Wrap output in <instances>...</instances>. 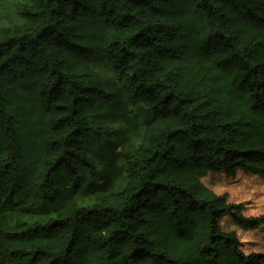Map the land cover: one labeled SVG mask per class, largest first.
I'll return each mask as SVG.
<instances>
[{"label":"trees","instance_id":"16d2710c","mask_svg":"<svg viewBox=\"0 0 264 264\" xmlns=\"http://www.w3.org/2000/svg\"><path fill=\"white\" fill-rule=\"evenodd\" d=\"M102 72L149 116L123 187L81 205ZM241 168L264 175V0H0V264H264L220 227L264 215L198 178Z\"/></svg>","mask_w":264,"mask_h":264},{"label":"rangeland","instance_id":"374dc122","mask_svg":"<svg viewBox=\"0 0 264 264\" xmlns=\"http://www.w3.org/2000/svg\"><path fill=\"white\" fill-rule=\"evenodd\" d=\"M97 60L99 61L96 62ZM92 62L94 69L104 67V63V68L110 72L101 54L97 53ZM101 77L103 81L107 80L105 89L115 95L116 101L102 106L92 118V123L95 126H109L112 131L107 136L95 135L87 147L89 155L97 162V171L94 176H90L85 170L80 173V193L77 200L81 205L98 202L104 195L117 192L123 187V161L133 151L149 116L147 107L141 105L133 110L126 104L116 80L108 81V76L103 72ZM62 171L64 172L61 169L53 175L56 186L50 199L52 210L59 207L71 194V186ZM198 178L215 194L226 195L228 203L241 204L245 216L264 215V175L241 168L234 175L207 172L198 174ZM47 218L48 216L24 217L29 223L45 221ZM220 227L224 232H236L244 254H264V224L253 230H242L233 223L230 216H224Z\"/></svg>","mask_w":264,"mask_h":264}]
</instances>
